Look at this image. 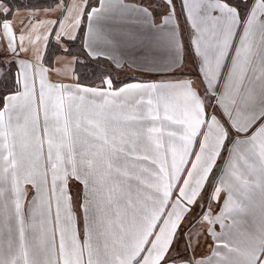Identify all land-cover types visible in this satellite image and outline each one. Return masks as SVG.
Here are the masks:
<instances>
[{
	"label": "snow or ice",
	"instance_id": "obj_1",
	"mask_svg": "<svg viewBox=\"0 0 264 264\" xmlns=\"http://www.w3.org/2000/svg\"><path fill=\"white\" fill-rule=\"evenodd\" d=\"M0 264H264V0H0Z\"/></svg>",
	"mask_w": 264,
	"mask_h": 264
},
{
	"label": "crops",
	"instance_id": "obj_2",
	"mask_svg": "<svg viewBox=\"0 0 264 264\" xmlns=\"http://www.w3.org/2000/svg\"><path fill=\"white\" fill-rule=\"evenodd\" d=\"M58 55H59V53H57ZM68 59H71V56H69L68 57ZM56 66L57 67H59L60 66V64H59V62L56 64ZM128 74L130 75V76H142V78H144V79H148L149 77L147 76V74H140V73H137V72H133V71H129L128 72ZM55 78V77H54ZM153 79H159V77H152ZM64 82H66V83H69V82H72V83H74L75 81L74 80H71V81H69V80H65Z\"/></svg>",
	"mask_w": 264,
	"mask_h": 264
},
{
	"label": "trees",
	"instance_id": "obj_3",
	"mask_svg": "<svg viewBox=\"0 0 264 264\" xmlns=\"http://www.w3.org/2000/svg\"><path fill=\"white\" fill-rule=\"evenodd\" d=\"M20 2L24 3V4H27L29 2V0H20ZM50 2H51V0H32V3H50ZM80 71H84V70L81 69ZM131 77H135V76H131Z\"/></svg>",
	"mask_w": 264,
	"mask_h": 264
},
{
	"label": "rangeland",
	"instance_id": "obj_4",
	"mask_svg": "<svg viewBox=\"0 0 264 264\" xmlns=\"http://www.w3.org/2000/svg\"><path fill=\"white\" fill-rule=\"evenodd\" d=\"M129 75V74H128Z\"/></svg>",
	"mask_w": 264,
	"mask_h": 264
}]
</instances>
